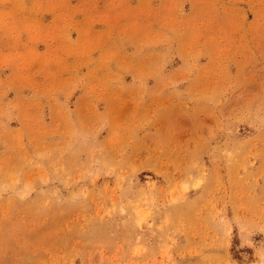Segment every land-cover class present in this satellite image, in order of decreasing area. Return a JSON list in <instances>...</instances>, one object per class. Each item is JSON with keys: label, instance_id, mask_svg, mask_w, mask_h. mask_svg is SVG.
I'll return each instance as SVG.
<instances>
[{"label": "rangeland", "instance_id": "374dc122", "mask_svg": "<svg viewBox=\"0 0 264 264\" xmlns=\"http://www.w3.org/2000/svg\"><path fill=\"white\" fill-rule=\"evenodd\" d=\"M0 264H264V0H0Z\"/></svg>", "mask_w": 264, "mask_h": 264}]
</instances>
